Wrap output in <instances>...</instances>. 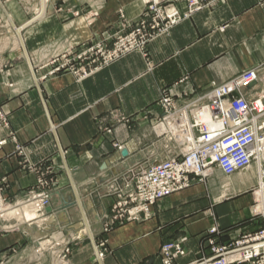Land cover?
<instances>
[{
	"label": "crops",
	"instance_id": "obj_1",
	"mask_svg": "<svg viewBox=\"0 0 264 264\" xmlns=\"http://www.w3.org/2000/svg\"><path fill=\"white\" fill-rule=\"evenodd\" d=\"M5 1L0 109L8 126H0V186L8 203L23 210L17 220L0 221V264H59L64 246L71 251L67 264H160V246L168 241L182 243L188 255L179 263L188 264L209 255L208 239L223 245L260 227L250 218L247 194L256 184L254 169L230 177L215 171L221 190L209 186L211 179L194 182L157 202L143 222L115 223L104 231L101 218L114 201L106 196L112 179L140 161L164 157V140L151 129L161 117L162 93L180 105L264 62V0H220L155 38L145 56L134 52L79 80L69 73L42 79L44 66L72 47L110 43L120 29L119 11L136 22L145 0H48L44 15L21 32L33 73L11 23L21 27L35 9ZM176 6L184 11L183 3ZM38 192L50 195L53 209L68 199L77 207L67 215H31L24 211L26 200ZM89 193L99 196L100 206ZM235 198L238 203L227 208ZM214 226L219 234H207Z\"/></svg>",
	"mask_w": 264,
	"mask_h": 264
},
{
	"label": "built area",
	"instance_id": "obj_2",
	"mask_svg": "<svg viewBox=\"0 0 264 264\" xmlns=\"http://www.w3.org/2000/svg\"><path fill=\"white\" fill-rule=\"evenodd\" d=\"M186 3L187 10L180 14L173 5L161 8L159 0H146V12L156 18L150 26L142 19L137 32L145 31L148 26L151 35L128 34L111 53L101 43L77 56H71L68 50L50 62L55 67L47 75L67 68L78 80L84 79L130 53H143L147 43L169 33L203 8L198 0H186ZM210 88L204 95L180 105L170 95L160 97L161 117L154 126L157 137L165 143L164 157L155 162L140 161L107 184L106 196L114 201L111 212L102 215L104 231L115 223L148 220L157 202L190 188L194 182L205 184L216 170L230 177L255 168L256 186L248 190L253 194L249 211L251 217L260 221V227L223 245L208 239L209 255L188 264H264V62L222 85L212 83ZM203 114L208 115V121L199 119ZM0 121L7 128V119L1 112ZM49 198L48 193L33 195L26 204L42 216ZM12 209L0 186V221L6 220ZM207 234L218 235L219 230L214 226ZM95 248L100 261L104 243L95 244ZM70 252L67 246L62 247L59 264H67ZM187 255L179 241L165 242L158 252L160 264H180L179 260Z\"/></svg>",
	"mask_w": 264,
	"mask_h": 264
},
{
	"label": "rangeland",
	"instance_id": "obj_3",
	"mask_svg": "<svg viewBox=\"0 0 264 264\" xmlns=\"http://www.w3.org/2000/svg\"><path fill=\"white\" fill-rule=\"evenodd\" d=\"M20 1V3H21V6L24 8V9H34V7H35V5H36V3H37V1L36 0H18V2ZM160 1V4H159V6L161 7V8H163V7H168L169 6V4L170 5H173L178 11H179V13L180 14H183L186 10H187V3H186V0H179V1H174V0H159ZM218 1H220V0H198V2L203 6V8H202V10L203 9H205V8H211L212 6H214ZM6 1L4 0V3H5ZM19 3V4H20ZM178 3H183V5H184V11H180L179 9H178V7L176 6V4H178ZM148 7V5H145V7H144V11H143V13H142V15L140 16V18L136 21V22H128V21H126L125 20V17L123 16V13L121 12V11H119V20H120V29H119V32H117V34L116 35H114V37H113V39H112V41L110 42V43H107V41H105V40H97V41H90V42H88V43H85V44H82L81 46H79V47H72V48H70V49H68L71 53H72V55L71 56H77L78 54H80V53H82L83 51H85V50H87L88 48H91V47H94V45H97V44H99V43H101V45H102V47H104V49L106 50V52H109V53H111L112 51H113V49H114V47H115V45L116 44H118L120 41H121V39H123V38H125V36L126 35H128V34H133L134 36H136L137 34H141V35H146V36H149V35H151L152 33L151 32H149V31H151L150 29H149V27L148 26H145V31H140V32H137V29H138V27H139V25H140V21L142 20V19H146L145 21L148 23V25L150 26L151 24H152V20H154L153 18H156L155 16H153V15H150L148 12H146V8ZM148 13V14H147ZM165 35H168V33H166V34H163V35H160V36H165ZM127 37V36H126ZM159 37V36H158ZM157 38V37H156ZM153 41V40H152ZM151 41V42H152ZM151 42H149V43H147L146 44V46H145V49H144V52L143 53H141V54H143L144 56H145V54L147 53V46L151 43ZM67 50V51H68ZM105 52V53H106ZM137 52V51H136ZM134 53V52H133ZM138 53H140V52H138ZM130 54H132V53H130ZM130 54H128V55H130ZM128 55H126V56H128ZM61 56V55H60ZM126 56H124V57H122V58H120V59H118L117 61H114L112 64H114V63H116V62H118V61H120L121 59H123V58H125ZM59 57V56H58ZM58 57H56V58H58ZM97 57H98V55H97ZM55 59V58H54ZM54 59H52V60H54ZM51 60V61H52ZM50 61V62H51ZM50 62H48L45 66H44V68H46V69H48V71L46 72L47 74H49V72L55 67V65H51L50 64ZM50 64V65H49ZM112 64H110V65H112ZM109 65V66H110ZM147 65H148V70H151L152 68H151V64L150 63H148L147 62ZM106 68V67H105ZM67 69V68H66ZM66 69H62V70H60V71H58V72H55L52 76H54V75H56V74H60V73H69V74H71L72 75V73L70 72V71H68V70H66ZM46 74V75H47ZM47 77H51V75L50 76H48L47 75ZM211 86V85H210ZM211 89V88H210ZM209 89V90H210ZM209 90H208V92H209ZM164 94H166V95H169V94H167V93H162V95H161V97H163V95ZM204 95V94H203ZM202 96V95H201ZM172 97V96H171ZM197 97H199V96H194V97H191V98H189V99H186V100H183V102H186V101H188V100H190V99H195V98H197ZM173 98V97H172ZM174 99V98H173ZM175 100V99H174ZM176 102V101H175ZM182 102V103H183ZM181 103V104H182ZM0 112L5 116V118L7 119V117H6V114H4L3 112H2V110L0 109ZM113 117H114V119H117V120H120L121 119V117H120V114H113ZM125 120V119H124ZM156 122V121H155ZM155 122H154V124L151 126V129H152V132H154V134H155V136L157 137L158 136V130H156L155 129ZM0 123H1V126L3 125L2 124V121H0ZM7 123H8V120H7ZM116 147V149L117 150H119L118 149V147H120V146H118V145H116L115 146ZM21 151V150H20ZM254 170H255V168H254ZM217 171V170H216ZM209 179H211V181H209L208 183H209V186L211 185V184H213L212 186H213V188H215V189H219V190H221L220 189V187H221V183H222V181H221V179H219L218 177H215L214 178V175H212ZM256 186V184L254 185V186H252V188H254ZM41 193H46V192H38V193H36V195L37 194H41ZM251 198L253 197V194L252 193H247ZM234 202H236V203H238L237 202V200H236V198L235 199H232L231 201H228V204L227 205H225L227 208H232L233 207V203ZM28 208H30L28 205H27V208H24V211L25 212H27V213H30L31 215L32 214H36V215H38L39 213H36V212H34V210H32V212H30V211H28ZM22 210H23V208H14V209H12L11 211H9L8 212V214H7V216H8V220H17V219H19L20 217H21V212H22ZM21 211V212H20ZM111 212V211H110ZM109 212V213H110ZM24 216V215H23ZM40 217V216H39ZM24 218H25V220H26V217L24 216ZM251 219H253V220H257V219H255V218H253V217H250ZM247 221V220H246ZM104 226V225H103Z\"/></svg>",
	"mask_w": 264,
	"mask_h": 264
},
{
	"label": "water",
	"instance_id": "obj_4",
	"mask_svg": "<svg viewBox=\"0 0 264 264\" xmlns=\"http://www.w3.org/2000/svg\"><path fill=\"white\" fill-rule=\"evenodd\" d=\"M36 20H37V17H33L32 19H30L29 21H27L24 25H22L21 27H15L14 24L11 23V27L13 28L14 33H15V35H16L18 41L20 42V46H21L22 49H23V55H24L25 59L27 60V62H28V57H27V54H26V52H25V50H24V46H23V42H22V37H21V32H22V30H23L25 27H27L28 25H30L31 23H33V22L36 21ZM28 64H29V62H28ZM29 66H30V64H29ZM30 68H31V66H30ZM31 71H32V68H31ZM32 73H33V71H32ZM252 85H253V84H252ZM252 85H251V86H252ZM231 97H236V95H232ZM121 155H122V157H126V156H127V151H126L125 149L122 150V151H121ZM88 195H90L91 198H94L93 196H94L95 194H94V193H93V194L89 193ZM95 199L98 200V201H97V205L100 206V203H99V202H100V201H99V196L95 195ZM73 207H77V203H76L75 201H72V200L68 199L67 201H64V202L62 203V205L59 206V207H57V208H54V209H53L52 207H46L45 210H44V214H47V215H51V214H53V215H55V214L63 213V214H65V215H67V213H68V212L70 211V209L73 208ZM79 208H80V210H81L82 219H83L84 224H85V226H86V231H87V233H88L89 236H90V232H89L88 226H87V224H86V222H85L84 214H83V212H82L83 209H82V206H81L80 203H79ZM37 245H39V242H37ZM94 248H95V247H94ZM95 249H96V248H95ZM96 255H97V254H96ZM98 261H99V260H98Z\"/></svg>",
	"mask_w": 264,
	"mask_h": 264
},
{
	"label": "bare ground",
	"instance_id": "obj_5",
	"mask_svg": "<svg viewBox=\"0 0 264 264\" xmlns=\"http://www.w3.org/2000/svg\"><path fill=\"white\" fill-rule=\"evenodd\" d=\"M37 1V3H36V5H35V7H34V9H35V12H36V15L34 16V17H37V20L42 16V15H44V13H45V9H46V7H47V3H48V0H36ZM145 2H146V0H145ZM24 25V24H23ZM15 26V25H14ZM18 40V39H17ZM18 43H19V45H20V42L18 41ZM199 119L201 120V121H203V122H206V121H208L207 119H208V115L207 114H203L201 117H199ZM257 170V169H256ZM32 210H34V212H36V213H39V212H37L36 210H35V208L33 207V206H30V205H28ZM85 230V229H84ZM86 233V232H85Z\"/></svg>",
	"mask_w": 264,
	"mask_h": 264
}]
</instances>
